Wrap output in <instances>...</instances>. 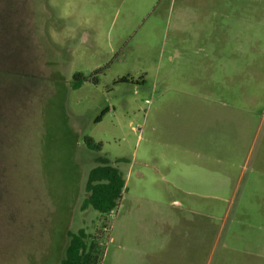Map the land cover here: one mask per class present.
I'll list each match as a JSON object with an SVG mask.
<instances>
[{"label":"rangeland","instance_id":"1","mask_svg":"<svg viewBox=\"0 0 264 264\" xmlns=\"http://www.w3.org/2000/svg\"><path fill=\"white\" fill-rule=\"evenodd\" d=\"M99 159L127 185L106 229ZM79 229L100 264H264V0H0V264Z\"/></svg>","mask_w":264,"mask_h":264},{"label":"trees","instance_id":"2","mask_svg":"<svg viewBox=\"0 0 264 264\" xmlns=\"http://www.w3.org/2000/svg\"><path fill=\"white\" fill-rule=\"evenodd\" d=\"M97 71L95 74H98ZM87 77L76 73L73 76V90L80 89L87 81ZM95 83L98 79L95 78ZM120 82H128L123 78ZM101 121V118L97 120ZM85 144L88 149L101 151L103 145L95 142L92 138H86ZM119 161H122L119 159ZM118 161V162H119ZM125 174L110 165L106 159H99L98 164L88 173L85 190L88 196L83 200L81 209L83 211L92 209L97 212L101 219V227L107 228V216L118 208L122 193L125 188ZM69 243L65 256L60 264H100L104 253L103 237L90 236L85 229L69 232Z\"/></svg>","mask_w":264,"mask_h":264},{"label":"crops","instance_id":"3","mask_svg":"<svg viewBox=\"0 0 264 264\" xmlns=\"http://www.w3.org/2000/svg\"><path fill=\"white\" fill-rule=\"evenodd\" d=\"M122 172H123V171H122ZM123 173H124V172H123ZM125 181H126V180H125ZM126 186H127V185L125 184V188H124L123 192L127 190ZM175 203L178 204V205L180 204L179 202H178V203L175 202Z\"/></svg>","mask_w":264,"mask_h":264}]
</instances>
